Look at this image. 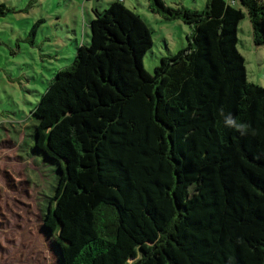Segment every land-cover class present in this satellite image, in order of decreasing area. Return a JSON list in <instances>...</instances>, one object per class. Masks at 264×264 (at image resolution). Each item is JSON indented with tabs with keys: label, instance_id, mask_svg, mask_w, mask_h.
Masks as SVG:
<instances>
[{
	"label": "trees",
	"instance_id": "obj_1",
	"mask_svg": "<svg viewBox=\"0 0 264 264\" xmlns=\"http://www.w3.org/2000/svg\"><path fill=\"white\" fill-rule=\"evenodd\" d=\"M150 1L190 27L185 48L148 72L152 31L115 0L32 110L34 148L58 165L44 227L59 263L264 264V88L237 48L246 15L264 46V0Z\"/></svg>",
	"mask_w": 264,
	"mask_h": 264
},
{
	"label": "rangeland",
	"instance_id": "obj_2",
	"mask_svg": "<svg viewBox=\"0 0 264 264\" xmlns=\"http://www.w3.org/2000/svg\"><path fill=\"white\" fill-rule=\"evenodd\" d=\"M115 0H0L14 11L0 13V264H60L54 236L44 227L59 183L58 165L34 148L32 110L55 73L90 42L94 10ZM152 31L143 59L153 73L161 57L187 46L191 29L153 13L150 0H122ZM168 7L202 10L207 0H162ZM245 13V9L238 3ZM237 48L247 79L264 88V46H256L250 21L238 26Z\"/></svg>",
	"mask_w": 264,
	"mask_h": 264
},
{
	"label": "clouds",
	"instance_id": "obj_3",
	"mask_svg": "<svg viewBox=\"0 0 264 264\" xmlns=\"http://www.w3.org/2000/svg\"><path fill=\"white\" fill-rule=\"evenodd\" d=\"M226 124L240 131L242 135L246 134V129L248 127L247 125L243 123H237V121L231 117L226 119Z\"/></svg>",
	"mask_w": 264,
	"mask_h": 264
},
{
	"label": "water",
	"instance_id": "obj_4",
	"mask_svg": "<svg viewBox=\"0 0 264 264\" xmlns=\"http://www.w3.org/2000/svg\"><path fill=\"white\" fill-rule=\"evenodd\" d=\"M48 212H49V211H48ZM48 212H47V213H48Z\"/></svg>",
	"mask_w": 264,
	"mask_h": 264
}]
</instances>
